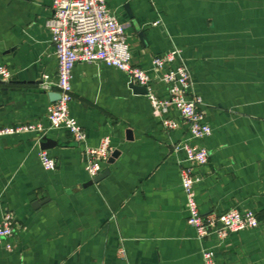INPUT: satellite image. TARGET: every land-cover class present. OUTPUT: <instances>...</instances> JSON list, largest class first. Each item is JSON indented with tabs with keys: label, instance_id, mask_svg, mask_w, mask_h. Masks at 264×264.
Listing matches in <instances>:
<instances>
[{
	"label": "crops",
	"instance_id": "obj_1",
	"mask_svg": "<svg viewBox=\"0 0 264 264\" xmlns=\"http://www.w3.org/2000/svg\"><path fill=\"white\" fill-rule=\"evenodd\" d=\"M126 25L133 62L153 73L151 59L174 47L192 71L212 134L209 162L197 168L196 199L204 214L253 210L260 224L214 233L200 241L188 223L181 181L185 154L174 145L189 139L179 123L167 130L147 93L113 66L80 62L74 68L71 113L87 144L111 140L114 161L99 182L85 168L84 144L66 129H51L47 150L58 166L45 169L34 133L0 136V221L15 216L14 236L0 242V264H264V0H107ZM53 0H0V127L47 123L53 104L43 75L58 79V60L46 20ZM153 89L167 96L156 77ZM109 157V158H110ZM124 248L126 255L119 254Z\"/></svg>",
	"mask_w": 264,
	"mask_h": 264
},
{
	"label": "built area",
	"instance_id": "obj_2",
	"mask_svg": "<svg viewBox=\"0 0 264 264\" xmlns=\"http://www.w3.org/2000/svg\"><path fill=\"white\" fill-rule=\"evenodd\" d=\"M46 27L55 47L58 79L53 82L44 74L42 87L47 91L58 92L60 99L48 108L47 123L34 121L3 126L0 127V136L34 133L41 139L51 129H66L76 141L84 144L85 168L93 179L110 157L111 140L104 137L98 146L87 144V133L70 109L73 100V72L80 62L116 67L128 75L130 82L147 88L153 113L161 119L165 129L172 130L179 126L176 120L167 116L171 109L179 112L188 127L189 139L178 141L174 150L185 154L181 161L180 175L189 212L187 220L195 227L198 239L204 241L214 233L223 240L232 232L259 226L256 213L250 209L241 211L231 208L221 214H204L199 207L195 190L199 181L196 171L209 162L210 152L207 146L197 141L209 137L212 127L205 121L203 98L194 92L192 71L179 47L153 56V73L139 67L133 62L126 25L112 12L107 0H53V13L46 20ZM0 75L8 80L12 72L6 66H0ZM156 77L166 86L167 96H159L154 91ZM39 157L45 169L57 168V160L47 150L42 149ZM15 220L13 214L7 213L0 221V242H6L14 236ZM6 247L13 249L14 244L7 241ZM119 254L126 255V250L120 248ZM202 254L204 264H217L215 251L211 247H203Z\"/></svg>",
	"mask_w": 264,
	"mask_h": 264
},
{
	"label": "water",
	"instance_id": "obj_3",
	"mask_svg": "<svg viewBox=\"0 0 264 264\" xmlns=\"http://www.w3.org/2000/svg\"><path fill=\"white\" fill-rule=\"evenodd\" d=\"M2 82H7L6 79H4ZM43 82V80H42ZM131 87L138 93H148V90L144 86H140L137 84L132 83ZM44 92H48L49 96L51 97L52 101H57L60 99V94L56 91H47L43 88ZM56 141L48 136H44L42 138L41 146L43 149L51 148L54 146ZM117 156V152H114L113 155L108 159V162L111 163L114 161V158ZM110 173L109 168H105L103 171H101L96 177H94L91 181H89V184L99 182L101 179L106 177Z\"/></svg>",
	"mask_w": 264,
	"mask_h": 264
}]
</instances>
